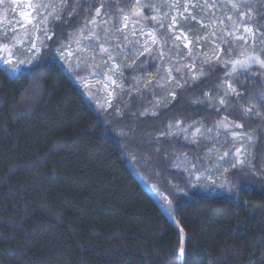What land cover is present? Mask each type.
I'll return each instance as SVG.
<instances>
[{
  "label": "trees",
  "instance_id": "16d2710c",
  "mask_svg": "<svg viewBox=\"0 0 264 264\" xmlns=\"http://www.w3.org/2000/svg\"><path fill=\"white\" fill-rule=\"evenodd\" d=\"M208 1L215 5L211 16L231 21L229 0ZM62 2L50 25L55 40L40 59L15 75L0 64V264H264V71L231 76L242 95L226 96V64L198 60L203 75L183 78L175 99L165 94L153 105L154 86L126 91L110 110H96L53 53L97 8L117 15L135 0ZM149 5L142 10L147 19L171 10ZM240 11L261 35L264 0H247ZM147 23L171 39L165 21ZM198 26L192 20L184 29L193 34ZM147 60L153 74L159 58ZM133 73L137 66L124 69L129 83ZM220 121L256 135L250 162L226 173L232 197L229 190L203 191L174 166L183 154L202 164L206 143L166 135L177 122ZM139 175L166 194L174 221Z\"/></svg>",
  "mask_w": 264,
  "mask_h": 264
},
{
  "label": "rangeland",
  "instance_id": "374dc122",
  "mask_svg": "<svg viewBox=\"0 0 264 264\" xmlns=\"http://www.w3.org/2000/svg\"><path fill=\"white\" fill-rule=\"evenodd\" d=\"M149 3L154 5L168 4L170 6L171 10L160 12L161 14L152 13L148 17L149 20H152L153 16L158 17L155 22L165 21L166 29L171 35L170 40L167 41L164 37L159 36L156 29L147 23L148 19L143 12L138 17L133 15L135 7L148 6ZM149 3H144V0H142L141 4V1L135 0V4L130 11H119L117 15L102 9L97 17L95 16V10L93 15L84 21L83 25L71 32L69 39L62 44V50L58 51L59 48H57L53 53V59L65 68L87 101L96 110H110L126 91L130 93H136L137 90L149 91L150 87L153 90L154 86L159 89V93L157 95L152 94L153 105L160 103L165 94L167 98H172L174 89L180 85L183 78L200 73L196 71L198 60L203 61V63L205 61H207L205 63L217 61L226 64L230 75V78L225 81V88L228 89L231 85V76L240 75V72H244L237 71L234 73L232 63L245 59L248 55L258 56L261 52L262 38L256 41L251 36L246 39H235V37L244 36L243 28L245 26L251 27L256 35L260 36L250 20L246 19L243 24H238L237 27L240 30L235 32L234 35H229L234 31L233 20L225 22V18H221V16H211L215 13L208 11L213 6L208 0H150ZM229 3L231 5L234 2L229 0ZM39 4L52 5L47 11L51 12L55 8L60 15V5L64 3L62 0H5V3L0 4V44L8 43L13 37H18L22 41L17 45L14 55L11 57L13 63L7 62V52L0 53L4 57V60H0V64L11 75L22 72L32 65L28 61L32 60L35 53L29 54L26 50H30L32 42L42 35L37 29L44 19L45 10L40 9L38 15L35 5ZM173 4L178 5V7H172ZM185 5H196V7H189L185 11ZM204 5H207V7H203ZM6 8L7 11H5ZM25 11L29 13L28 20L21 16V12ZM178 13L183 15L178 16ZM125 15L129 16L126 29L123 27V17ZM226 16L230 17V14ZM174 17L176 18V25L170 28L169 25H172ZM231 17L236 19L237 13H233ZM56 18V16L49 17L46 25L49 30L47 35L49 36L52 35L50 25ZM94 19L96 20L95 25L92 23ZM192 20L197 21L199 26L195 33L190 34V31L184 29V26ZM133 29H135V34H133ZM148 32L154 33L158 43L150 45V51L145 52L144 42L151 39L147 36ZM180 34L186 35L188 40L191 41L190 48L196 57L195 59L188 54L189 48H185L183 43L176 41V36ZM5 36L8 37L7 40L3 39ZM89 40L92 41L91 47L86 46ZM129 41H132V43H129ZM229 41V44H233V48L228 46ZM46 43L47 41H45ZM222 43L227 46L226 51H223ZM170 44L173 48L168 47ZM200 44L206 46L203 45L202 47ZM101 47L107 48L109 51L102 53L100 51ZM137 53L141 55H137ZM152 55L159 58V64L153 74L146 69V60L148 59L147 62H149L150 58L153 57ZM188 59L191 62H188ZM21 61L24 63L20 64L17 70L16 65ZM113 64L119 66L121 71L114 72L112 69ZM129 66L139 68L138 75L133 73L129 80L130 83L124 74V69L130 68ZM246 71L262 72L264 69H261L258 65H253ZM106 77H110V79H106ZM112 81H115V85L112 84ZM109 93L113 95L110 97ZM220 122L214 123L211 127H204L197 122L179 124V129L174 125L171 131L178 132V135H181L182 138L193 143H206L205 151L200 154L203 159L202 164L196 162L190 155L183 154L177 156L174 166L190 174L192 184L202 187L203 191L218 193L229 190L227 195L232 197L234 194L230 191L231 187L226 173L232 168L233 164L237 163L233 158L237 148L242 149L241 155L245 159V163L250 162L251 150L256 142V135L253 132L243 131L241 128H234L232 126L235 124L223 121L229 125V128L225 129L220 126ZM197 128L202 131L194 139L192 132ZM183 129H187V138H185ZM233 132L239 133L243 138L234 140ZM219 139V142L223 145L217 142ZM226 152L229 153V156L221 161L220 158L224 157ZM139 177L143 185L164 209L167 216L174 221L172 215L173 205L166 194L146 176L139 175Z\"/></svg>",
  "mask_w": 264,
  "mask_h": 264
},
{
  "label": "snow or ice",
  "instance_id": "6c2138e0",
  "mask_svg": "<svg viewBox=\"0 0 264 264\" xmlns=\"http://www.w3.org/2000/svg\"><path fill=\"white\" fill-rule=\"evenodd\" d=\"M5 3V0H0V4H3ZM247 6V0H237V2L235 3H232L230 5V8L231 10L234 12V13H237V17L236 19H233L232 17H228V19L230 20H233V33H229V35H234L235 32H238L240 29L237 27L238 24H243L244 21L247 19L248 17V13H245V12H241L240 9L241 8H244ZM31 7V6H30ZM36 9H37V12H38V15H39V10L40 9H44L45 10V15H44V19L41 21V24H40V27H38V31L42 33V35L35 41L32 42V47L30 50H26L29 52V54L31 53H35V55L32 57V60L28 61L29 64H33L35 63L36 61H38L40 59V53L42 50H46V44H45V41H54L55 40V32L52 33L51 36L47 35L48 33V28H47V23H48V20H49V17H52V16H56L58 18V12L55 10V8H53V11L51 12H48L47 9L52 7V5H45V4H39V5H35ZM65 5L64 4H61L60 5V8H64ZM144 7H151V5H148V6H138V7H135L134 10H133V15L134 16H140L142 14V10ZM172 7H178V5L176 4H173ZM189 7H196V5H185V11H187V9ZM203 7H207V5H204ZM213 7H215V5H213ZM224 8H228L229 5L228 4H225L223 5ZM5 11H7V8L5 9ZM102 11V7L100 8H97L96 9V13H95V16H99L100 13ZM178 16H182L183 14L182 13H178L177 14ZM21 16H23L26 20L29 19V13L27 11L25 12H21ZM158 19V17L156 16H153L152 17V20L153 21H156ZM123 21H124V25L123 27L126 29L127 28V23L129 22V16L128 15H125L123 17ZM92 23L95 25L96 24V20L94 19L92 21ZM176 25V18L174 17L173 18V22H172V25H169V27H173ZM161 27H163V24H161ZM260 29H261V35L260 36H257L256 33L254 32V30L251 28V27H248V26H245L243 28V32H244V36H239V37H235L236 40H239V39H246L248 36H251L253 38L254 41L256 40H259L261 39V37H264V26H258ZM133 34H135V29H133ZM147 36L151 37L150 41L149 40H145L144 42V51L145 52H149L150 51V45H155L158 43L155 35L153 32H148L147 33ZM183 37V39H182ZM3 39L7 40L8 37L5 36L3 37ZM176 41L180 42V43H183V46L185 48H189V55L192 56L193 59H195L196 57L193 55V53L191 52V48H190V44H191V41L188 40V37L186 35H183V34H180V35H177L176 36ZM79 42V41H78ZM22 43V41L18 38V37H13L8 43H4V44H0V53H3V52H7L8 53V61L9 63H13L14 61H12L11 57L14 55V51L17 47L18 44ZM129 43H132V41H129ZM87 47H91L92 46V41L89 40V43L86 45ZM178 46V45H177ZM62 47L57 49L58 51H61L62 50ZM100 51L102 53H107L109 51V49L107 48H103L101 47ZM137 55H141L140 53H137ZM264 48H262V51L261 53L257 56V55H248L246 56L245 59H242V60H237V61H234L232 63V71L235 73L237 71H246L248 70L251 66L253 65H258L261 69H264ZM109 59H111V57H109ZM0 60H4V57L2 55H0ZM207 62V61H205ZM24 62L21 61L19 64L16 65L17 67V70L19 69L20 67V64H23ZM130 68L132 66H129ZM112 69L114 72H120L121 69L119 68V66H117L116 64H113L112 66ZM177 71H179V69H177ZM200 75H203V73H200L199 75H196V74H193L192 76V80L193 81H196L199 79V76ZM106 79H110V77H106ZM171 79V77H170ZM112 84L115 85V81H112ZM178 87H182L181 85H178ZM236 95V96H240L242 95V93H238L236 91L235 88H232L231 85H229L228 87V91L226 93V96L227 95ZM110 97L113 95L112 93H109L108 94ZM173 99H175V95H173ZM220 104L223 105L225 104V99L222 98L220 99ZM109 103H111V101H109ZM248 109H244V112L245 113H248ZM144 115V114H142ZM153 115H155V113H153ZM220 126L225 128V129H228L229 128V125L226 124L225 122L221 121L220 122ZM176 127L177 129H179V122H177L176 124ZM234 128H242V125H234L232 126ZM171 128H172V125H169V133H167L166 135H172V136H176L178 135V132H172L171 131ZM183 131L185 132V138H187V129H183ZM201 129L197 128L195 129L193 132H192V137L195 139L199 133H201ZM162 135H165V134H162ZM243 137L240 136L239 133L237 132H233V139L234 140H241ZM250 139V136L248 137ZM242 153V149L241 148H237L236 149V152L233 156V158L236 160V164H233V168H236L237 165H243L246 161L245 159L243 158V156L241 155ZM229 156V153H225L224 154V157H221L220 160L221 161H224L225 160V157ZM219 163V161H218ZM183 252H184V249L183 247H181L180 249V253L181 255H183Z\"/></svg>",
  "mask_w": 264,
  "mask_h": 264
}]
</instances>
